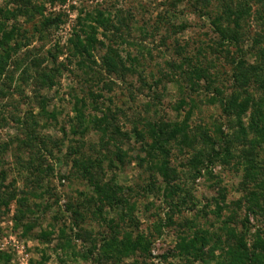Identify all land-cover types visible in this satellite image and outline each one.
<instances>
[{
  "label": "rangeland",
  "instance_id": "374dc122",
  "mask_svg": "<svg viewBox=\"0 0 264 264\" xmlns=\"http://www.w3.org/2000/svg\"><path fill=\"white\" fill-rule=\"evenodd\" d=\"M261 100L264 0H0V264H264Z\"/></svg>",
  "mask_w": 264,
  "mask_h": 264
},
{
  "label": "trees",
  "instance_id": "16d2710c",
  "mask_svg": "<svg viewBox=\"0 0 264 264\" xmlns=\"http://www.w3.org/2000/svg\"><path fill=\"white\" fill-rule=\"evenodd\" d=\"M228 14H229V16L233 15L231 12L228 13ZM237 21H239V15L237 17H235V19H234V24L235 25H237ZM216 25L217 24H215L214 26H216ZM230 30L231 29H229V28L225 29V28H222V26L221 27L217 26L216 32L220 36V41H221L219 43L220 46L224 45V43L226 41L227 42H234V43L238 42V38H237L238 34H237V32L233 31V30L230 31ZM82 50L85 51V48L83 46H82ZM108 60L112 61L113 59L109 58ZM241 67L244 68V66L239 65L237 69H240ZM251 68H253V67L248 66L246 69H251ZM244 72L246 74H248L247 71H244ZM253 72H255V71H253ZM196 75H198V74H196ZM253 77H256V76H253ZM261 101H263V100H261ZM263 105H264V101L260 102V104L257 107V109L255 108V112H258L257 117L259 118V121L261 123H263L262 120L264 121V116H263V114H261L262 112L260 110L261 107H263ZM247 107H248L247 104L244 105L243 110H241V111L242 112L245 111ZM239 115H241V114H238V118L240 117ZM253 116H256V115L253 114ZM168 127H170V126L157 127V129H154V130L152 129V132H150L151 137L153 139V146L151 147L152 150L162 152L161 146L167 145L169 142H171L173 139H175L176 135H180L183 132L181 129H178V128H175L174 130H171V131H167L166 129ZM256 128H259V126L256 125L255 122H254V129H256ZM240 129L242 131H244V128H243L242 125H240ZM260 133H261L260 136L264 137V126H261V132ZM183 136L185 137V135H183ZM163 154H164V152H163ZM161 171H162L163 176L166 177L167 169H166L165 165L162 166ZM249 180H253L252 174H248L247 182ZM114 197H115V193L113 192L112 197L109 196V199L110 200L114 199ZM255 197H256L255 195H252L251 198L249 199V200H252L251 205H253V207H257L256 203L264 204V190L263 189L258 194V198H255ZM10 199H11L10 201H12L15 198H10ZM114 202H116V200ZM1 205H2L1 207L7 208L8 201L2 203ZM23 205L24 204H22V202H20V200H17V206H18L17 211L18 212H20V209H22V207H24ZM250 213L253 214L254 211L250 210ZM27 230H29V228H26V231ZM197 243H199V239L198 238H194L193 240H191L189 243L185 244L184 246H181V247L179 246V249H181L180 253L184 254V255H187V256H193L194 257L193 259H195V258L200 259L201 258L202 247H199L197 245ZM262 243H264V241H259L257 244L261 245ZM204 245H206V241L203 244V246ZM254 247L255 246H253L252 249H249L245 244H241L240 247H239V253H237L238 256L235 258L234 262H231L230 264H255V262L258 261L259 254L254 249Z\"/></svg>",
  "mask_w": 264,
  "mask_h": 264
}]
</instances>
